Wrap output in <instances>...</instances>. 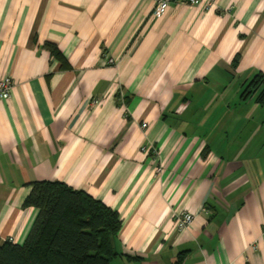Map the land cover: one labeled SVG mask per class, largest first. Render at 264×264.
<instances>
[{
  "label": "crops",
  "instance_id": "1",
  "mask_svg": "<svg viewBox=\"0 0 264 264\" xmlns=\"http://www.w3.org/2000/svg\"><path fill=\"white\" fill-rule=\"evenodd\" d=\"M154 5L0 0V240L63 181L120 213L111 264H264V0Z\"/></svg>",
  "mask_w": 264,
  "mask_h": 264
},
{
  "label": "trees",
  "instance_id": "2",
  "mask_svg": "<svg viewBox=\"0 0 264 264\" xmlns=\"http://www.w3.org/2000/svg\"><path fill=\"white\" fill-rule=\"evenodd\" d=\"M52 54L67 61L56 46ZM239 56L236 57V62ZM264 107V73L242 92ZM26 204L39 210L23 244L0 240V264H111L114 239L122 228L120 213L88 192L63 181H37Z\"/></svg>",
  "mask_w": 264,
  "mask_h": 264
},
{
  "label": "built area",
  "instance_id": "3",
  "mask_svg": "<svg viewBox=\"0 0 264 264\" xmlns=\"http://www.w3.org/2000/svg\"><path fill=\"white\" fill-rule=\"evenodd\" d=\"M205 0H155V5L153 8V13L161 17L163 16L171 4L173 3H188V4H197L201 3ZM111 62H113V59H111ZM16 82L13 77L7 75L5 77L0 78V101L11 99L13 95V90L15 88ZM148 123H143V127H147ZM153 146H146L144 150L151 151ZM154 154H158L155 149H153ZM163 167L160 165L157 168L158 172H162ZM194 221V214L191 212H184L179 213L177 216V224L180 228H186L189 227Z\"/></svg>",
  "mask_w": 264,
  "mask_h": 264
}]
</instances>
